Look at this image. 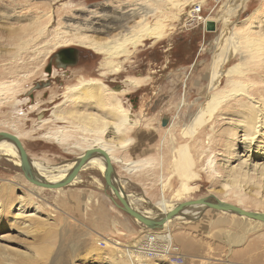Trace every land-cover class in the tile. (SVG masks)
I'll use <instances>...</instances> for the list:
<instances>
[{
  "label": "rangeland",
  "instance_id": "obj_1",
  "mask_svg": "<svg viewBox=\"0 0 264 264\" xmlns=\"http://www.w3.org/2000/svg\"><path fill=\"white\" fill-rule=\"evenodd\" d=\"M125 1L157 7L166 36L144 41L120 58L118 73L101 77L96 65L102 56L75 36L111 33L92 32L82 22L91 8L109 12ZM206 16L216 23L214 31L205 30ZM60 37L71 41L55 45ZM64 47L87 53L83 64L70 67L77 79L100 77L116 87L127 75L146 78L142 88L121 95L124 106L136 113L137 124L114 137L130 142L114 146L112 154L121 161L111 160L128 197H143L140 208L147 210L151 198L178 204L214 195L264 213L259 207L264 204V161L254 158L246 164L251 151L246 154L240 137L249 104L244 90L264 97V0H0V81H19L16 102L0 107V119L27 130L49 117L52 107L45 115L36 111L51 105L48 100L54 98L55 104L62 99L64 68L54 61ZM184 91V105L177 108ZM213 91L220 101L215 99L204 114L205 94ZM37 131L20 139L32 160L58 165L81 154ZM261 133L250 146L254 154H264ZM133 160L142 167L128 173L123 162ZM110 196L118 201L97 168L84 167L76 181L49 189L28 181L13 158L1 156L0 264H264V225L255 220L233 213L221 219L220 210L207 208L188 219H170L162 231H147ZM156 232L163 237L147 238Z\"/></svg>",
  "mask_w": 264,
  "mask_h": 264
},
{
  "label": "bare ground",
  "instance_id": "obj_2",
  "mask_svg": "<svg viewBox=\"0 0 264 264\" xmlns=\"http://www.w3.org/2000/svg\"><path fill=\"white\" fill-rule=\"evenodd\" d=\"M125 2L126 4H123V2L122 4L120 3L119 5L110 8L109 12L103 10L96 11V9L94 10L91 8L86 13V18L82 22L83 25H86V27L90 31L92 30V32L105 31L108 33L111 30V33L104 36H95L91 34L77 36L74 35L78 43L88 47L102 56V59L98 65L99 75L101 77H104L106 74L118 73L122 68L121 63L124 61L123 59L120 60V58H125L126 56L130 55L132 50L143 44L144 41L150 40V42L153 43L163 39L166 36V24L164 23V18L162 15L158 16L157 7L146 2ZM208 20L211 19L206 16L203 19V22ZM230 37L235 39L234 45L238 47L239 41L235 33H232ZM68 41H71V39L60 37L57 38L55 45L62 43L65 44ZM145 79L146 78L140 74L127 75L122 80L124 83L123 89L118 90L108 86L100 77L81 76L76 80L75 83L69 84L64 88L63 92L60 94L62 96L61 101L53 104L49 117L40 118L35 127L24 130L17 122L7 118H2L0 119V131L11 133L17 136L19 139H22L33 134L37 130H41L43 132L40 134V136L52 139L63 148H72V150L77 149L82 154L84 150L88 148L99 147L108 153L111 160L114 162H120L121 158L112 154L113 147L117 145L127 146L130 142V139L124 138L118 142L119 140H114V137H122L124 132L128 131L129 128L137 124V115H135L136 113L130 111L124 106L121 95L129 93L145 85ZM185 83L186 81L182 83V86L183 84L185 86ZM211 84H209L210 87ZM18 89V80L1 79L0 107H5V105L10 103H15V95ZM253 93L254 91L249 92V90L245 89L244 93L242 94V97H244V99H246L249 103L247 106L248 111L246 119L241 125L243 134L240 136L243 140L246 154L251 151V154L245 155L246 159L244 161L246 164L248 160L254 158H259L264 161L263 153L254 154V151L250 150L251 144L255 143L254 139L256 134L259 136L262 134V131L264 133V97H256ZM183 96H186L185 91L181 95V99L176 105L177 108H179L181 105H184ZM205 97V100H207V106L200 108L204 114H206L208 110H211L212 103L215 99L219 98V94L213 91L207 96L205 94ZM34 106L35 104L31 105L30 107L33 108ZM200 119L201 118H199V122ZM55 121L62 122L64 124L57 125ZM107 133L111 134L112 137H105ZM1 156L13 158L15 164L20 165V156L18 150L9 140L0 139V157ZM75 159L58 165H48L43 160L31 159V162L36 172L44 179L49 181H58L62 179L73 167L75 164ZM123 163L125 165L124 169L128 173H131L142 167L140 160H133L130 162L127 161ZM261 165V169L263 170V162L260 164V166ZM84 167L97 168L103 174L104 161L101 157H94L90 159L82 168ZM78 176L79 174L72 182L76 181ZM262 176H264L263 173ZM123 182H125L124 179L122 183ZM260 182L263 184L264 179ZM122 183L120 184V182H118L120 187H122ZM142 198V196H134L128 197V200L132 207L148 217H156L161 215L179 204H172L169 202V200L164 198H159L156 200L151 198V203L149 204L150 207L147 210H144L143 208H140L142 207ZM202 207L203 206L201 205L188 206L172 219H188V216H195V214H197V212H199ZM259 207H264V204H259ZM242 209L247 210L244 207H242ZM17 213L20 215L22 214V212L19 210ZM220 213V218L223 219L226 213L231 212L220 210ZM239 217L254 220L244 216ZM255 221L258 225H264L262 224L264 222L258 220ZM168 223L169 221L158 228L145 227L147 228V231H162V229L168 227ZM156 233L157 234L153 236L147 235V238L159 239L163 237L161 232ZM125 251L131 252V250L128 248H126Z\"/></svg>",
  "mask_w": 264,
  "mask_h": 264
},
{
  "label": "water",
  "instance_id": "obj_3",
  "mask_svg": "<svg viewBox=\"0 0 264 264\" xmlns=\"http://www.w3.org/2000/svg\"><path fill=\"white\" fill-rule=\"evenodd\" d=\"M215 29L216 23L213 20L206 21V31H214ZM166 121L167 119L163 117L162 125H165ZM0 139L9 140L17 148L20 156V169L24 177L31 183L45 188L57 189L68 185L76 178V176L80 173L82 167L90 159L94 157H101L104 161L103 177L105 186L114 194L115 198L118 200L116 201L113 196H110V199L112 200L114 205L124 211L130 217L134 218L135 220L149 228H158L162 226L174 216L178 215L179 212H182L184 208L194 205L203 206L202 209L199 210V212H202L207 208H214L217 210L229 211L239 216H244L246 218L264 222V213L244 210L235 204L222 201L212 195L184 201L161 215H158L156 217H148L132 207V205H130L128 195L124 192L122 187H120L117 182L116 171L113 167L112 161L108 153L103 149L99 147H91L84 150L81 155L76 157L75 164L62 179L58 181H49L44 179L36 172V170L32 166L31 158L24 148L22 141L17 136L5 131H0Z\"/></svg>",
  "mask_w": 264,
  "mask_h": 264
},
{
  "label": "flooded vegetation",
  "instance_id": "obj_4",
  "mask_svg": "<svg viewBox=\"0 0 264 264\" xmlns=\"http://www.w3.org/2000/svg\"><path fill=\"white\" fill-rule=\"evenodd\" d=\"M86 56H87V53L81 54L79 51H77L76 49H74L72 47H64L63 49H60V50L56 51L54 64H55V66L57 68H64V87L67 86V82L69 83L72 80H75V82H76L77 77H73L72 76L73 72H72V70H70V67H73V69H75L76 65L79 66V65L83 64L84 63V59H85ZM81 60H83V62H80ZM98 68L99 67H97V65H96V70ZM46 71L49 74L52 72V62H51V64L49 63V65L46 67ZM96 74L98 75L99 71H96ZM79 76H84V75H79ZM88 77H90V76H88ZM91 77H95V76H91ZM42 84L44 85V83H39L38 85H42ZM47 84H48V82L46 81L45 82V86H47ZM123 85H124V83H123ZM123 85L116 86V87H112L110 85H108V86H110L112 88H115V89H118V90H121V89H123ZM129 93H131V92H129ZM129 93L123 94L122 96L127 95ZM49 95L50 94H47V97ZM53 101H54V98L51 99V100H48L47 102H49L51 105H47V107L40 108L41 111L37 110L36 111L37 114L45 115V111L46 110H50V108L54 104V103H52ZM42 103L44 104V101ZM41 104L39 103V105H41Z\"/></svg>",
  "mask_w": 264,
  "mask_h": 264
},
{
  "label": "built area",
  "instance_id": "obj_5",
  "mask_svg": "<svg viewBox=\"0 0 264 264\" xmlns=\"http://www.w3.org/2000/svg\"><path fill=\"white\" fill-rule=\"evenodd\" d=\"M195 11H196V12H197V14H198V13L200 12V7H199V6H198V7H196V8H195V10H194V12H195Z\"/></svg>",
  "mask_w": 264,
  "mask_h": 264
}]
</instances>
